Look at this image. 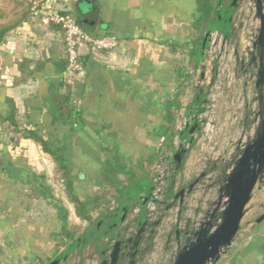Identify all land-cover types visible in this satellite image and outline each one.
Returning a JSON list of instances; mask_svg holds the SVG:
<instances>
[{"label":"crops","instance_id":"obj_1","mask_svg":"<svg viewBox=\"0 0 264 264\" xmlns=\"http://www.w3.org/2000/svg\"><path fill=\"white\" fill-rule=\"evenodd\" d=\"M35 5L37 14L9 31L0 45V127L8 125L12 131L8 142L0 139V264H96L98 239L109 237L113 223L99 214L91 223L78 219L63 192V180L50 177L54 171L58 175L50 155L27 133L36 131L61 152L73 191L83 200L110 184L111 173L104 176L112 157L143 163L129 193L109 207L127 204L126 220L137 216L143 221L158 154L147 161L161 146L170 147L159 126L184 76L176 75V53L179 47L189 51L197 38L192 27L196 1L45 0ZM49 11L72 14L88 33L115 36L119 44L108 52L82 47L83 70L66 84L62 33L47 21ZM201 59L202 54L199 68ZM67 109L72 110L70 118ZM11 111L16 125L5 118ZM186 167L188 180L193 168ZM262 175L248 203L255 192L260 200L254 202L246 227L241 230L239 225L225 264H264V217L258 221L264 214V168ZM33 176L56 192L66 215L30 194ZM166 208L163 212L170 215ZM63 222L81 226L73 240L64 241L59 234ZM167 237L165 248L159 242L155 249H167Z\"/></svg>","mask_w":264,"mask_h":264},{"label":"built area","instance_id":"obj_2","mask_svg":"<svg viewBox=\"0 0 264 264\" xmlns=\"http://www.w3.org/2000/svg\"><path fill=\"white\" fill-rule=\"evenodd\" d=\"M262 7L264 12V0ZM37 11H34V15ZM46 19L61 29L65 59L63 81L66 84L72 83L83 70L82 47L90 52H108L119 44L115 36L88 33L72 14L49 11ZM259 28L256 0H238L231 15L229 33L214 29L205 35L201 66L193 81L194 100L181 114L170 147H160L153 166L152 188L146 199L148 218L156 219L166 203L172 201V195L187 186V183H182L175 169L173 154L177 150L184 148L188 153L191 146L197 145L201 151V162L199 168L192 170V175L195 178L205 172V176L186 194L183 207L175 204L170 208V215L162 216L156 238L170 234V225H174V230L183 232L194 229L199 221L207 217V213L215 206L219 187L208 195L211 190L208 182L213 173L211 165L223 160L226 163L233 162L256 135L261 117L259 91L256 87ZM260 93L264 107V87ZM194 123L197 128L188 134V128ZM169 187L170 199L166 195ZM224 201L225 196L221 198L214 226L220 222L219 213L224 208ZM181 212L184 213L183 219L180 218ZM186 237L184 235L179 241L175 240V255L186 243Z\"/></svg>","mask_w":264,"mask_h":264},{"label":"water","instance_id":"obj_3","mask_svg":"<svg viewBox=\"0 0 264 264\" xmlns=\"http://www.w3.org/2000/svg\"><path fill=\"white\" fill-rule=\"evenodd\" d=\"M231 4L235 9L238 0H231ZM256 6L260 18L257 39L258 70L256 87L259 91V113L261 116L257 132L254 139L244 147L238 157L233 162L226 163L228 168L223 173L224 177L218 185V195L214 201L215 206L210 213H207L208 218L204 217L192 230H185L183 232L177 229L174 230L173 238L176 241H179L184 235L187 236V241L177 250L172 264H215L222 253L230 247L238 232L251 193L255 185L263 179L264 107L261 103L262 97L260 93L261 88L264 87V12L262 0H256ZM204 45L205 38L202 42V49ZM196 128L197 125L194 123L188 128L187 133L191 134ZM186 154L187 151L184 148L177 150L173 154L175 169L177 171L180 170ZM215 165L213 164L211 167ZM204 176L205 172H202L199 176L188 182L186 187H181L174 193L172 201L166 203L165 208H167L165 211L167 212L175 204L183 207L186 194L190 193ZM170 195H167L168 199H170ZM223 196L226 197V201L223 203V210L219 213L220 222L214 226L213 223L217 217V210L221 205V198ZM163 211L154 220H150L146 213V218L143 221L139 220L137 216L133 217L132 221L126 220V211L123 212L119 218V224L121 225L113 224V228H110L109 237H99L100 247L97 248L98 261L96 264H124L125 258L130 259L128 264H136V254L147 234L149 233L154 236V243L156 240H160L161 236L156 238V231L161 223L162 216L166 214ZM263 217L264 214L258 218V221ZM188 235L190 236L188 237ZM171 237L172 235L168 234L167 238L169 241L167 242V248ZM47 264H58V260H52Z\"/></svg>","mask_w":264,"mask_h":264},{"label":"trees","instance_id":"obj_4","mask_svg":"<svg viewBox=\"0 0 264 264\" xmlns=\"http://www.w3.org/2000/svg\"><path fill=\"white\" fill-rule=\"evenodd\" d=\"M43 2L45 0H22L23 8L17 9V18L13 21H4L3 13L0 11V45L4 42L7 34L12 29L18 27L23 22L30 21L31 16L34 15V11L37 9L35 2ZM197 14L193 18L192 27L197 34V38L192 41L189 48V54L195 60V65L198 62V57L202 54L203 49H201V43L204 39L206 33L210 30H218L214 25L226 26L230 23V17L234 10V6L231 4V0H195ZM62 12V11H61ZM66 13V12H64ZM69 14V13H68ZM77 23L81 26V21L77 17ZM220 31V30H219ZM225 33V32H223ZM225 34H228L225 33ZM185 80V76L182 77ZM180 93L177 92L170 97L165 109H164V123L159 126V133L165 139V145H170L171 139L173 137V122L174 113L181 108ZM66 116H72V110L67 109ZM12 125H16L14 119V111H11L8 116L5 117ZM27 136L37 142L41 149L50 155L52 161L55 164V170L59 174L60 178L63 180V192L68 198L69 202L72 203L74 208V213L81 222L91 223L93 221L94 215L99 214L101 218H106L110 224H119V213L123 208V212L128 209L127 204H121L114 206L109 209L111 203L117 202L122 196L129 193L130 189L133 187L134 183L138 179L141 172L144 170L143 163L137 164H126V162L120 158L112 157V163H108L109 169L106 171L105 179H107V174L111 173V181L109 185L102 186L101 188L95 190L92 195L87 200L81 199L73 191V180L65 165V160L61 152L56 149V147L50 146L46 140H44L36 131L30 129ZM160 148L154 155L147 161L150 163L159 153ZM110 171V172H109ZM225 168H222V172ZM121 174L123 176L122 180L117 178V175ZM31 192L30 194L35 198L44 199L49 205L56 208L61 215H66V208L62 205L61 200L54 195L52 189L49 186H44L38 178L33 176L30 179ZM170 195V187L167 192ZM135 197V195H131ZM81 229L80 225H71L70 227L63 222L59 234L64 238L65 241L73 240L76 234ZM227 258H219L216 264H225ZM232 264V263H228Z\"/></svg>","mask_w":264,"mask_h":264},{"label":"rangeland","instance_id":"obj_5","mask_svg":"<svg viewBox=\"0 0 264 264\" xmlns=\"http://www.w3.org/2000/svg\"><path fill=\"white\" fill-rule=\"evenodd\" d=\"M23 6L24 5L22 3V0H0V11H2V13L4 15L3 20L4 21H13L14 19H16L17 15H16L15 11H17V9H22ZM214 26H215V28H218V30H220L221 32H225V33L229 32L230 28H231V24H226V26H224V27L221 25L220 26L214 25ZM175 67H176V75H178V77L180 74L184 75L186 79L185 80L182 79L180 81V83L178 84V87L175 89V92H174V94L177 92H181L180 93L181 108L177 112L174 113V122H173V132L174 133L176 131L175 127H176L178 121L180 120L181 114L184 112L187 104L190 102V100H189L190 95L193 93V91H195L193 81L197 77V71L199 69L198 63L195 65V60L189 54L187 47H184V49L182 47H179V49L176 53V56H175ZM179 78H181V77H179ZM174 94H172V95H174ZM9 135H12V131L8 127V125H6L4 127L3 126L0 127V139L1 140H5L8 142ZM200 155H201L200 148L197 145L191 146L189 152L185 156V159L182 163L180 170L178 171L179 177L182 178V180H183L182 183L185 184V183H188L194 179V174L193 175L191 174V178L188 179L189 181L186 180L184 178L183 172H184L186 166H187L186 167L187 169H190V168L195 169L197 167L199 168L200 162H201ZM184 162H186V165L184 164ZM222 168H225V171L228 168L225 160L218 161L215 166L211 167V169L213 170V173H212L211 181L208 182L210 184L211 190H210V192H208L209 190L205 191V192H208L209 196L214 193V191L216 190V187L221 183V181L224 177L223 173L225 171L222 172ZM56 176H57V178L58 177L60 178L59 174L56 175L55 171H54V173L52 172V174H50L52 181L55 180ZM259 185H261V184H259ZM52 192L56 193L53 189H52ZM257 200H260V196L258 195L257 192H255L253 200L246 205V210H245L244 216L242 217V220L240 222V229L241 230L244 229L247 225V222L251 220V218H250L251 216H250L249 212L252 210V208L254 206V202ZM182 210H183V208H182ZM183 215H184V213L181 212L180 218ZM181 219H183V217ZM68 226L70 227L71 225H68ZM174 229H175L174 225H170V234L172 235V237L170 238V243L168 244L167 249H155L157 243H159V242H161L162 247H164L166 235H163L159 241H157L155 238L156 242L155 243L153 242L151 249L148 251L146 256L142 260L140 259L137 264H172L173 256L175 255V250H176L175 249V239L173 238V230ZM63 240H64V238H63ZM227 249H229V248H227ZM225 254H226V251L224 253H222L220 258H223L225 256Z\"/></svg>","mask_w":264,"mask_h":264},{"label":"flooded vegetation","instance_id":"obj_6","mask_svg":"<svg viewBox=\"0 0 264 264\" xmlns=\"http://www.w3.org/2000/svg\"><path fill=\"white\" fill-rule=\"evenodd\" d=\"M153 241H154V236L148 233L145 240L142 242L140 249L138 250L136 254V257H135L136 264L139 262L140 259L142 260L146 256L148 251L151 249ZM129 261H130L129 258H125L124 264H128Z\"/></svg>","mask_w":264,"mask_h":264}]
</instances>
